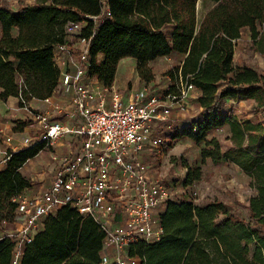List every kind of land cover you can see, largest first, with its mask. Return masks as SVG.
Returning a JSON list of instances; mask_svg holds the SVG:
<instances>
[{
    "label": "trees",
    "instance_id": "trees-1",
    "mask_svg": "<svg viewBox=\"0 0 264 264\" xmlns=\"http://www.w3.org/2000/svg\"><path fill=\"white\" fill-rule=\"evenodd\" d=\"M198 1L35 0L19 3L17 10L0 6V101L16 98L22 108L52 97L60 73L53 54L59 46L70 48L74 26L88 41L86 75L102 87L112 86L122 59H133L138 78L148 84L154 80L151 63L178 58L166 72L168 93L177 94L180 83L191 85L199 114L169 137L168 147L182 139L202 145L201 163L236 166L254 195L247 200L246 219L216 201L167 202L159 217L160 239L133 244L128 254L141 264H264V121L239 119L228 106H264V76L233 61L245 31L254 52L264 56V0H213L201 19ZM221 129L227 130V148L214 135ZM45 147L41 142L7 152L0 171V226L14 223V200L31 188L21 171ZM199 179L200 169L187 167L181 187ZM42 225L19 264H99L104 233L91 218L62 207ZM13 252L9 240H0V264H12Z\"/></svg>",
    "mask_w": 264,
    "mask_h": 264
},
{
    "label": "built area",
    "instance_id": "built-area-1",
    "mask_svg": "<svg viewBox=\"0 0 264 264\" xmlns=\"http://www.w3.org/2000/svg\"><path fill=\"white\" fill-rule=\"evenodd\" d=\"M79 28L71 27L69 35L80 48L59 46L53 60L60 72L58 86L72 94L65 114L80 124L67 127L46 114L32 117L40 127V138L34 144L74 136L79 149L59 160L50 185L38 197L14 200L16 218L22 220L0 237L14 245L12 264H19L23 248L40 232L45 218L62 207L91 218L104 233L99 264H141L139 258L129 256L128 249L160 239V214L167 202H173L167 184L150 176L142 157L152 150L158 156L163 153L166 141L162 134L173 130L168 123L172 111H187L193 87L180 83L177 94L166 88L160 95L147 87L126 96L112 87L94 90L86 75L88 41L79 37ZM63 55H67V63L61 59Z\"/></svg>",
    "mask_w": 264,
    "mask_h": 264
},
{
    "label": "rangeland",
    "instance_id": "rangeland-1",
    "mask_svg": "<svg viewBox=\"0 0 264 264\" xmlns=\"http://www.w3.org/2000/svg\"><path fill=\"white\" fill-rule=\"evenodd\" d=\"M34 1L35 0H0V6L9 10H17L19 3L32 4ZM213 6V0H199L196 5L197 18L201 19ZM233 61L238 66H250L264 76V56L254 52L247 31L243 32L240 39L236 42ZM126 62L127 64L125 66L128 69V73L132 76L131 81L127 85L128 91L139 89L140 87H133L135 81H141L136 76L134 60L128 58ZM179 62L180 60L178 58L171 57L160 59L149 65L154 75V80L148 84L151 86L149 87L150 89L155 90V94H162L163 90L170 86V80L166 76V72L179 64ZM137 78L140 81H137ZM141 82L144 83L143 81ZM232 112L239 119L258 122L264 121V106L258 107L251 101L234 103L232 105ZM180 114L189 115V112H181L179 109H173L168 122L173 130L166 133L163 132L162 134L163 139L166 141L163 153L156 156L154 155V152H156L155 150L147 151L143 163L148 166L153 177L160 178L167 184L172 201H190L194 205H202L216 201L224 204L230 212L238 218L246 219L247 200L254 195V190L250 187L248 178L236 166L226 163L213 164L209 160L201 163L199 154L203 146L193 145L184 139L172 141L170 143L171 146L168 147L169 137L175 132H180L183 129L182 124L177 125L178 122L174 119V116ZM10 123L13 125L10 127L9 131L18 134L20 141L27 138L28 143L26 145L22 143L23 146L29 147L33 144L32 142L35 141L38 134H40L39 130L33 133V124L23 119H17L15 117ZM25 128L27 133L22 134ZM9 131L8 137L10 136ZM214 135L219 139L222 148H227L229 146V142L226 141V129H221L215 132ZM210 137H208L207 140H209ZM1 140L0 138V141ZM44 154L43 156H47L48 152ZM187 167H198L200 169V179L194 182L190 187L183 188L181 187V182L186 176ZM30 168L31 167H26L25 169L27 170ZM42 170L43 171H39V174L43 175L44 179L50 180L51 173H46L44 167ZM33 185V191L27 194V196L38 197L47 188L43 181H35ZM15 227L16 226L12 224L0 226V237L13 231Z\"/></svg>",
    "mask_w": 264,
    "mask_h": 264
},
{
    "label": "crops",
    "instance_id": "crops-1",
    "mask_svg": "<svg viewBox=\"0 0 264 264\" xmlns=\"http://www.w3.org/2000/svg\"><path fill=\"white\" fill-rule=\"evenodd\" d=\"M68 41L69 44L71 45L70 46L71 49L73 48V50L74 49L76 50L80 48V44H78L76 39H72L71 37H69ZM61 59L66 63L69 61L67 55L61 56ZM126 59L128 58L119 61L116 68L115 79L111 87L118 90L123 96H126L127 94L137 91L143 87H147V88L151 87L149 86V84L142 83L137 78L138 79L137 81L140 82L135 81L133 87L135 86L137 88L139 87L140 88L136 90L128 91L127 85L131 81L132 76L130 73H128V69L125 66L127 64ZM88 81L91 87L94 88V90H100L102 88V86L96 81L95 78H88ZM150 90L153 93H155V90L153 89ZM197 97H198V93L196 91H192L189 95V98L186 101L187 104L186 106L188 110L186 112H189V115L180 114L174 116V119L178 122L177 125L182 124V128L188 126L192 122V120H194L199 114V110L195 106ZM71 101H72V94L70 93L65 94L60 89L59 86L57 87L56 91L54 92L51 98L44 101H32L22 108H19L18 100L16 98H9L6 101H0V138L2 139L0 141V171L4 168L5 165L4 159L8 151L17 152L21 149L28 148L26 146H23L22 144L23 141H20L18 134L16 133L14 134L12 131H9L10 127H12L13 125L10 123V121L12 122V120L16 117L17 119H23L26 122H30L31 124H33L32 131L34 133L37 130L40 131V127L38 124L32 121L33 114H46L49 116L51 121H57L67 127H77L80 124V120L69 119L65 114L66 112H68L66 110L70 106ZM232 105L233 104H228V106H230L231 108ZM8 131L10 133L9 137H8ZM26 133L27 130L25 128L23 129L22 134H26ZM39 138H40V134H38L37 138L32 143L34 144L35 142H37ZM78 149H79L78 140L74 136L61 137L55 141L47 143L46 147L41 151V153H39V155L35 159L27 162L21 171L24 177H26L31 183V188L26 190L21 196L27 198H33L27 196V194L33 191V186H34L33 183L35 181L37 182L43 181L45 186L48 187L50 185L54 172L59 166V160L65 157L66 155H68L70 152H74V153L77 152ZM46 152H48V155L43 156L45 155L44 153ZM154 155L157 156L156 153H154ZM54 156L58 158L57 161L53 160ZM144 158L145 155H143L142 161H145ZM26 167H31V168L26 170L25 169ZM43 167L46 173L47 172L51 173L50 180L44 179V176L39 174V171H43L42 170ZM150 176L153 177L151 173ZM21 220L22 219L20 217H17L12 225H15L16 226L15 228H17ZM42 229H43V225L40 227V231H42Z\"/></svg>",
    "mask_w": 264,
    "mask_h": 264
}]
</instances>
